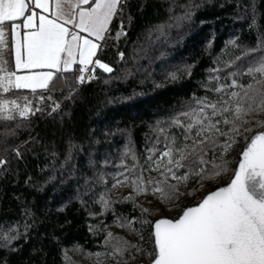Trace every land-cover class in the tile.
I'll return each mask as SVG.
<instances>
[{"label": "trees", "instance_id": "1", "mask_svg": "<svg viewBox=\"0 0 264 264\" xmlns=\"http://www.w3.org/2000/svg\"><path fill=\"white\" fill-rule=\"evenodd\" d=\"M121 8L97 53L112 72L93 66L94 78L79 83V65H74L51 91H0V101L23 104L26 96L34 109H41L27 119L15 110L6 113L12 120L0 114V159L6 161L0 165V264H116L119 258L108 256L109 232L151 250L150 225L143 226L144 240L139 241L115 220H140V207L153 213L150 221L177 217L180 209L169 211L171 206L150 193L135 196L130 183L112 187L114 174L123 170L122 162L129 168L143 165L156 122L195 97H212L204 87L215 84L209 81L210 70L224 68L264 36V0H124ZM118 32L125 34L117 38ZM249 59L237 63L243 69ZM238 80L247 84L251 77ZM254 119H264V113ZM244 142L238 139L227 156L231 169ZM129 145L137 154L135 161L124 155ZM230 176L231 171L206 182L195 196L177 203H196ZM188 187L199 186L192 181ZM130 194L134 200L126 202ZM101 196L111 202L109 209L99 203ZM141 261L150 258L139 257L132 264Z\"/></svg>", "mask_w": 264, "mask_h": 264}, {"label": "snow or ice", "instance_id": "2", "mask_svg": "<svg viewBox=\"0 0 264 264\" xmlns=\"http://www.w3.org/2000/svg\"><path fill=\"white\" fill-rule=\"evenodd\" d=\"M123 3L124 0H0V91H51L65 73L73 71V65H79V83L93 79L84 74L94 68L112 72L98 58L101 45L94 41L105 39ZM184 18L187 14L181 19ZM123 34L118 32L117 38ZM258 51L262 54L254 56ZM120 57L123 59V53ZM248 57L251 59L242 69L237 61ZM210 72L213 75L209 81L215 84L204 87L214 95L195 97L167 120L157 121L148 138L144 164L129 168L122 162L123 170L114 174L112 187L130 183L135 196L150 193L165 207L171 206L169 211L180 209L177 217L154 222L147 219L153 213L143 207L140 220L117 218L116 225L139 241L144 240L143 226L150 225L152 247L148 250L147 245L131 243L109 232L105 242L112 250L108 256L118 257L116 264H132L144 256L150 258V264H264V119H254L264 113V36L258 38L255 48ZM240 76L251 77V81L240 83ZM44 98L39 96L40 100ZM23 100V104L18 99L0 101L3 119H14L6 114L12 110L22 119L41 110L34 109L28 97ZM254 127L260 130L252 134ZM238 139L247 143L238 165L231 169L232 161L227 156ZM14 151L20 155L18 149ZM124 155L138 159L130 145ZM5 163L0 159V165ZM230 171L226 186L208 192L194 206L181 207L177 203L182 197L195 196L206 182ZM146 172L157 173V177L146 178ZM192 181L199 187L189 188ZM182 187L187 191H181ZM133 194L124 200L133 201ZM99 203L105 210L111 207L103 196ZM136 223L141 228L134 227Z\"/></svg>", "mask_w": 264, "mask_h": 264}, {"label": "water", "instance_id": "3", "mask_svg": "<svg viewBox=\"0 0 264 264\" xmlns=\"http://www.w3.org/2000/svg\"><path fill=\"white\" fill-rule=\"evenodd\" d=\"M257 131H259V130H257ZM256 132V131H255ZM254 132V133H255ZM254 133H252V134H254ZM246 141L243 143V145H242V148H241V150H240V152H239V155H238V159H237V162H236V164H235V167L238 165V161H239V158H240V153L242 152V150H243V147L246 145ZM230 181V178H229V180L227 181V182H225V183H223V184H221V185H219V186H216L215 188H213V189H211V190H209L208 192H210V191H214V190H216V188H218V187H221V186H226V184L228 183ZM208 192H206L203 196H202V198L205 196V195H207L208 194ZM201 198V199H202ZM200 199V200H201ZM199 200V201H200ZM199 201H197L196 203H198ZM196 203H194V204H191V205H187V206H194ZM159 218H168V217H164V216H161V217H158L157 219H159ZM155 221V220H154ZM153 221V222H154ZM137 264H150V261L148 262V263H145V262H143V261H141V262H138Z\"/></svg>", "mask_w": 264, "mask_h": 264}, {"label": "built area", "instance_id": "4", "mask_svg": "<svg viewBox=\"0 0 264 264\" xmlns=\"http://www.w3.org/2000/svg\"><path fill=\"white\" fill-rule=\"evenodd\" d=\"M101 43V42H100ZM99 43V44H100ZM93 68V66H90V69H92ZM93 73V70H90L89 72H87V73H85L84 75L86 76V77H88V76H91V74ZM87 79V78H86Z\"/></svg>", "mask_w": 264, "mask_h": 264}, {"label": "crops", "instance_id": "5", "mask_svg": "<svg viewBox=\"0 0 264 264\" xmlns=\"http://www.w3.org/2000/svg\"><path fill=\"white\" fill-rule=\"evenodd\" d=\"M85 7H88L87 5H85ZM39 11V10H37ZM110 25V24H109ZM68 27L71 28V25H69ZM81 35H87L86 33H81ZM94 39V38H93ZM94 42H97V43H100L101 41H94ZM13 66H14V58H13ZM74 66V65H73Z\"/></svg>", "mask_w": 264, "mask_h": 264}, {"label": "rangeland", "instance_id": "6", "mask_svg": "<svg viewBox=\"0 0 264 264\" xmlns=\"http://www.w3.org/2000/svg\"><path fill=\"white\" fill-rule=\"evenodd\" d=\"M21 74H23V73H21ZM121 186V185H120ZM118 187V186H117Z\"/></svg>", "mask_w": 264, "mask_h": 264}]
</instances>
